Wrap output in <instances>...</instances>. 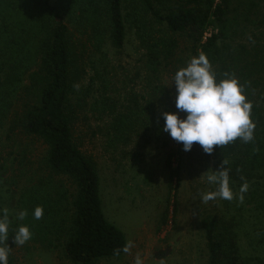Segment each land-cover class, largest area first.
I'll list each match as a JSON object with an SVG mask.
<instances>
[{
    "label": "trees",
    "instance_id": "16d2710c",
    "mask_svg": "<svg viewBox=\"0 0 264 264\" xmlns=\"http://www.w3.org/2000/svg\"><path fill=\"white\" fill-rule=\"evenodd\" d=\"M234 1L58 0L56 4L51 0H0V132L16 101L24 100L25 93L28 100L15 125L25 135L41 139L46 145L41 163L48 172V178H41V186L30 195L27 193L30 201L25 209L30 214L37 206L43 208L41 223L35 227L41 228V236L49 244L52 238L62 240L65 253L74 263L94 264L102 258L119 257L124 252L117 255L116 250L128 241L124 231L105 216L96 163L74 137L71 95L79 77L73 69L77 66V47L65 16L77 22L81 19L79 23L86 24V28L90 24L93 40L100 45L106 31H99L97 18L105 14L113 47H124L129 29L146 47L145 82L151 91L147 93V103L137 99V94L128 106L116 108L112 102L103 103L110 126L109 142L116 147L145 138L152 126L148 117L154 111L151 98L162 93L161 85L155 81L160 80L165 60L177 52V34L188 39L193 56L206 54L217 81L225 78V73L238 78L246 99L253 105L254 139L244 143L237 138L214 149L227 161L230 183L249 182L252 187L248 189V203L261 210L264 209V44L258 47L257 43L251 45L250 40L239 41L238 33L256 22L252 17L264 0H246L238 14ZM211 27L214 31L206 36ZM259 27L264 28V24ZM248 46L253 47L251 51ZM55 176L68 177L74 190L63 182L55 185ZM201 224L207 240V264L260 263L259 258L254 260L241 254L235 219L209 215Z\"/></svg>",
    "mask_w": 264,
    "mask_h": 264
},
{
    "label": "rangeland",
    "instance_id": "374dc122",
    "mask_svg": "<svg viewBox=\"0 0 264 264\" xmlns=\"http://www.w3.org/2000/svg\"><path fill=\"white\" fill-rule=\"evenodd\" d=\"M245 1H234L237 14L244 9ZM51 2L58 4V0ZM256 11L252 17L256 22L248 24L238 34L239 41L250 40L251 45L257 43L261 47L264 28L259 25L264 24V4ZM65 19L77 47V66L73 69L79 77L71 95L74 137L83 152L96 163L105 216L124 231L128 244L131 243L128 253L102 258L94 264H134L137 253L144 264H207L208 247L201 222L209 215L235 219L241 254L254 260L259 258V264H264V233H260L264 232V209H255L248 203V190L243 202L239 201L240 187L245 181L230 183L234 194L231 201L217 197L202 202L200 193L216 190V185L208 183L207 175L220 170L221 152L214 149L207 154L197 142L190 151H184L182 142L178 143L162 131L165 123L162 112L179 113L181 118L186 116L176 108L173 77L193 57L188 39L177 34V52L161 66L160 80L155 83L161 85L162 93L151 98L154 111L148 117L152 119V126L145 138L116 147L109 142L110 126L108 117L104 116L103 103L112 102L116 108L128 106L134 94L139 100H148L146 47L131 29L124 47H113L105 14L97 18L99 31H106L100 45L93 40L90 24L87 30L86 24L79 23L81 19L77 22L69 15ZM213 31L209 28L206 36ZM94 42L100 46L99 50ZM23 94L24 100L16 101L0 132V210L7 208L10 219L8 264H76L65 253L62 240L52 238V244L44 240L41 228L35 227L41 219H35L33 212L29 214L25 209L30 201L27 193L30 195L34 188L41 186V178H48V172L41 163L46 145L41 139L25 135L15 125L28 100ZM54 178L55 185L63 182L74 190L68 177ZM247 183L248 189L251 188ZM20 211L27 213L23 220L17 219ZM21 225L29 227L32 238L24 245H15L12 236Z\"/></svg>",
    "mask_w": 264,
    "mask_h": 264
},
{
    "label": "clouds",
    "instance_id": "9594fccd",
    "mask_svg": "<svg viewBox=\"0 0 264 264\" xmlns=\"http://www.w3.org/2000/svg\"><path fill=\"white\" fill-rule=\"evenodd\" d=\"M217 81L211 63L203 52L193 56L187 66L178 69L173 77L176 86V108L186 113L181 118L179 113L162 112L165 121L162 131L167 132L178 143L182 142L183 150L190 151L194 142L202 146L203 151L211 154L214 146H225L240 138L244 143L253 141L255 123L251 118L252 103L246 99L244 86L238 78L224 74ZM222 161L220 170H213L207 175L209 184L216 185L215 191L200 193L202 202L217 197L231 201L234 198L230 187L229 169ZM208 172V171H207ZM248 190L245 181L240 187L239 201L243 202L244 193ZM26 211H20L17 219L23 220ZM35 219L43 216V208L37 206L33 211ZM10 219L8 209L0 210V264H8ZM15 245H24L32 238V232L26 225H21L12 236ZM131 243L116 250L128 253ZM134 264H144L137 253Z\"/></svg>",
    "mask_w": 264,
    "mask_h": 264
}]
</instances>
